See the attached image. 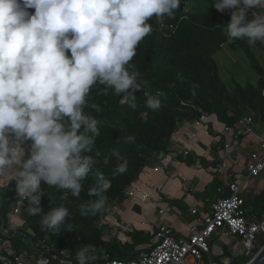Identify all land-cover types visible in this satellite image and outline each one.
Instances as JSON below:
<instances>
[{
  "label": "clouds",
  "instance_id": "1",
  "mask_svg": "<svg viewBox=\"0 0 264 264\" xmlns=\"http://www.w3.org/2000/svg\"><path fill=\"white\" fill-rule=\"evenodd\" d=\"M180 6L181 0H0V182H15L21 202L30 205L28 214H40L42 231L56 233L62 226L72 231L65 225L69 212L63 204L42 212V182L62 190L61 200H67L69 193L80 197L82 181L91 174L95 183L87 195L96 199L81 203L80 214L94 216L105 209L111 180L93 171L96 160L89 153L101 121L85 111H100L88 97L100 85L103 95L111 90L135 108L133 93L146 81L129 65L139 43L153 31L148 21L154 17L162 27ZM261 6L264 0H215L217 12L233 10L225 29L228 43H264V14L246 19L249 9ZM158 96L145 102L153 112L162 106ZM29 140L25 158L21 145ZM125 142L134 143L135 137L129 135ZM113 155L120 161L114 174L125 173L127 160ZM108 161L106 157L104 163ZM108 259L90 244L75 253L76 264ZM0 262L9 264L3 256ZM37 264L50 261L41 258Z\"/></svg>",
  "mask_w": 264,
  "mask_h": 264
},
{
  "label": "trees",
  "instance_id": "2",
  "mask_svg": "<svg viewBox=\"0 0 264 264\" xmlns=\"http://www.w3.org/2000/svg\"><path fill=\"white\" fill-rule=\"evenodd\" d=\"M214 3L215 0H181L180 8L173 17L164 19L162 27L154 17L148 21L153 31L139 43L129 65V71H139V79L146 81L140 91L133 93L135 108L123 101L122 96L113 95L111 90L108 95H103V86L93 88L88 101L96 103L100 111L89 108L85 111L94 115L101 124L100 135L89 155L96 160L93 171L99 170L111 180V188L105 194L106 207L94 216L80 214L81 203L96 199L87 195L95 183L91 174L82 181L80 197L74 198L69 193L67 200H61L62 190L42 182L41 192L44 194L39 205L42 212L46 214L51 207L63 204L69 212L65 225H70L72 231L66 232L64 226L56 233L42 231L40 214L29 215L27 202L23 229L33 239L46 238L55 248L68 250L74 255L80 247L90 244L104 250L111 260L135 259L136 249L148 243L152 234L131 231L121 243L120 239L105 242L104 230L99 223L108 216L113 204L125 201V190L137 180L152 157L168 151L170 137L179 124L195 121L201 114H207L224 125L234 126L241 117L250 115L264 126V69L254 65L259 75L256 86L234 83L228 87L219 76L214 55L222 48L247 50L248 43L245 39L227 42L225 29L233 10L217 12ZM27 11L31 14L34 9ZM246 19L251 21L248 17ZM193 89L195 95L192 94ZM157 94L162 106L153 112L145 102L148 96ZM129 135L135 137L134 143L125 142ZM113 153H119L127 160L125 173L114 174L120 161ZM106 157L109 158L107 164L104 163ZM9 196L11 193L6 189L0 192V215L3 218L9 212L11 199H6ZM252 212L257 216L264 213V188L254 199ZM260 243L264 245V238ZM251 257L237 260L235 264H247Z\"/></svg>",
  "mask_w": 264,
  "mask_h": 264
},
{
  "label": "built area",
  "instance_id": "3",
  "mask_svg": "<svg viewBox=\"0 0 264 264\" xmlns=\"http://www.w3.org/2000/svg\"><path fill=\"white\" fill-rule=\"evenodd\" d=\"M253 13L263 14L258 9H249L246 17L252 20ZM209 115L201 114L195 120V125L203 128L209 119ZM261 127L250 115L241 117L234 126H222L220 136L223 137V150L229 151L235 148L243 138L256 134ZM173 135L169 141L173 140ZM31 141H24L21 145L25 158L29 157ZM191 148L183 150V155L189 154ZM247 176L243 180L234 178V173L229 171L225 163L218 166L217 173L220 182L226 185L228 195L215 198L209 205L208 211L201 214L196 208H192L190 214L194 221L183 234H177L166 227L158 226L151 240L145 248L138 250L137 256L132 260L108 259L99 264H235L237 262L238 249L232 248L233 243L244 246V257L253 255L259 247L260 240L264 238V213L257 216L244 208L242 193L249 178H256L264 171V137H258V144L247 159ZM11 193V204L6 218L0 215V256H3L9 264H37L41 258H46L50 264H59V260H72L76 264L75 255L68 250L57 249L46 238L33 239L32 235L25 232L23 227L25 219L23 212L27 208V201L21 202L15 191V182L0 187ZM139 189L131 184L124 192V196L135 199ZM148 195L142 193L145 200ZM106 220V218H105ZM122 231L130 232V225L118 223ZM213 234L228 243L222 255L216 256L208 244V239ZM261 249V248H260ZM3 264V262H0Z\"/></svg>",
  "mask_w": 264,
  "mask_h": 264
},
{
  "label": "crops",
  "instance_id": "4",
  "mask_svg": "<svg viewBox=\"0 0 264 264\" xmlns=\"http://www.w3.org/2000/svg\"><path fill=\"white\" fill-rule=\"evenodd\" d=\"M258 11L264 14V6ZM222 126L223 123L214 116L209 117L203 128L195 125V121L179 124L173 134L174 141H169L168 151L154 155L133 183L139 189L135 199L125 197V201L113 204L110 213L114 207H122L117 211L115 209L113 216L108 214L106 224H128L130 232L143 231L152 235L158 226H162L183 234L194 221L190 214L192 208L204 214L215 198L228 193L226 185L218 178V166L225 163L229 171L234 173L235 179L243 180L247 176L245 167L248 156L257 147L258 137H264V126H261L255 136H247L234 149L225 151L222 147L224 140L219 133ZM187 147L191 150L184 156L183 150ZM249 180L242 193L246 209L249 204L244 197ZM6 185L0 182V187ZM263 188L255 190V198ZM142 193L147 194L148 198L143 200ZM252 205L253 202L250 204L251 209Z\"/></svg>",
  "mask_w": 264,
  "mask_h": 264
},
{
  "label": "rangeland",
  "instance_id": "5",
  "mask_svg": "<svg viewBox=\"0 0 264 264\" xmlns=\"http://www.w3.org/2000/svg\"><path fill=\"white\" fill-rule=\"evenodd\" d=\"M214 61L216 62L217 69L221 80L228 86L232 87L234 83H238L240 85H253L256 86L259 80L258 72L254 65L259 66L264 69V43L257 42L254 46H250L248 44L247 50L243 48H237L236 50H231L229 48H222L214 55ZM264 184V172L258 178H250L249 180V188L245 193L244 199L249 204L247 210L252 211L250 204L255 199V190L263 188ZM122 207L116 206L112 209L110 213L113 216V212L119 210ZM140 220V217H138ZM153 220V219H151ZM99 225L104 230L103 239L105 242H111L115 239L124 240L122 238H126V231H122L119 226H109L106 224L105 219L102 220ZM131 228V227H130ZM120 237V238H119ZM116 241V243H119ZM124 244V242H122ZM208 244L213 250V254L216 256L222 255L224 249L227 248L228 243L224 242L222 238H217L216 234H213L210 239H208ZM253 253V258L264 245H260ZM232 248L238 249L237 260H242L244 258L245 248L244 246H239L238 243H233ZM145 247H138L136 250L143 249Z\"/></svg>",
  "mask_w": 264,
  "mask_h": 264
},
{
  "label": "water",
  "instance_id": "6",
  "mask_svg": "<svg viewBox=\"0 0 264 264\" xmlns=\"http://www.w3.org/2000/svg\"><path fill=\"white\" fill-rule=\"evenodd\" d=\"M247 264H264V246Z\"/></svg>",
  "mask_w": 264,
  "mask_h": 264
}]
</instances>
